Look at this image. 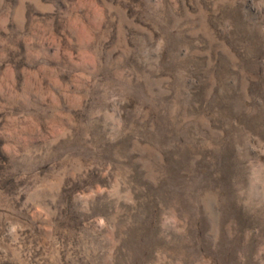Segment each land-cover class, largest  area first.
I'll return each instance as SVG.
<instances>
[{"label":"rangeland","instance_id":"374dc122","mask_svg":"<svg viewBox=\"0 0 264 264\" xmlns=\"http://www.w3.org/2000/svg\"><path fill=\"white\" fill-rule=\"evenodd\" d=\"M0 264H264V0H0Z\"/></svg>","mask_w":264,"mask_h":264}]
</instances>
